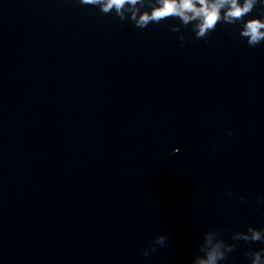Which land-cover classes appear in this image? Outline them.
<instances>
[{
	"label": "clouds",
	"instance_id": "1",
	"mask_svg": "<svg viewBox=\"0 0 264 264\" xmlns=\"http://www.w3.org/2000/svg\"><path fill=\"white\" fill-rule=\"evenodd\" d=\"M83 3H99L100 0H82ZM137 0H108L104 5L103 11L107 12L110 8L115 5L117 10H119L125 3L136 4ZM257 0H244L243 5H239L237 0H216L215 3L209 4L208 0H161V7L155 9L151 16L144 14L137 21V24L141 27L145 26L149 20H159L162 17L177 15L180 16L185 23L191 19L201 17V23L198 25L199 32L198 36H203L207 29L213 28L218 19H220V10L227 4L230 7L224 13L223 19L228 23H233V18H240L243 15L249 13L253 6L256 4ZM200 7L197 8L196 4ZM191 12L192 16H188L186 13ZM264 28V22L259 20H250L245 26L241 35L248 37V43L252 46L257 45L262 39H264V33L260 32V29ZM231 135V131H229ZM215 147V146H214ZM231 195V192L228 193ZM250 237H245V239H250L251 241H261L264 242V237L258 231H252ZM147 255V254H145ZM216 253H210L209 260L207 262L202 261L201 264H215ZM252 264H261L260 254L257 253Z\"/></svg>",
	"mask_w": 264,
	"mask_h": 264
}]
</instances>
